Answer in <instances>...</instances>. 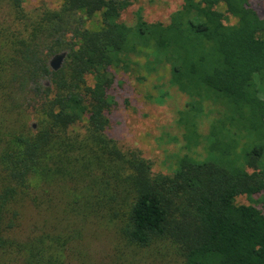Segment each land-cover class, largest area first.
Returning <instances> with one entry per match:
<instances>
[{
    "label": "trees",
    "instance_id": "16d2710c",
    "mask_svg": "<svg viewBox=\"0 0 264 264\" xmlns=\"http://www.w3.org/2000/svg\"><path fill=\"white\" fill-rule=\"evenodd\" d=\"M133 2L62 0L30 17L0 0V264H97L87 246L103 233L170 246L182 264H264V213L234 203L264 190V16L249 0H181L167 23L137 11L127 25ZM140 55L187 97L169 174L107 134L109 68Z\"/></svg>",
    "mask_w": 264,
    "mask_h": 264
},
{
    "label": "rangeland",
    "instance_id": "374dc122",
    "mask_svg": "<svg viewBox=\"0 0 264 264\" xmlns=\"http://www.w3.org/2000/svg\"><path fill=\"white\" fill-rule=\"evenodd\" d=\"M180 1L134 0L121 13L120 20L133 25L135 14L140 11L147 22L167 23L171 12L179 7ZM61 4L62 0H24L23 7L31 17L42 10H57ZM249 5L264 16V0H249ZM100 25V13L85 22L89 29H97ZM60 53L64 54L63 64L66 51L50 56L49 67L54 56ZM131 59L133 62L127 70L120 67L109 68L113 83L108 93L113 97L114 103L107 112V134L122 150H133L148 160L152 173L169 174L173 168V156L181 152L180 131L174 123L175 114L183 107L187 97L170 83L169 65L160 64L154 70H148L144 56H133ZM86 83L93 84L92 75L86 76ZM234 203L252 204L264 213V190L248 195L237 194ZM34 221L35 211L28 204L23 209L21 227L27 231ZM116 240V236L110 233L91 239L87 246V251L91 254L90 260L97 264H182L170 246L156 244L155 253L151 254L147 250H129L122 245L115 247ZM115 250L118 251L114 255ZM121 252L122 255L119 256Z\"/></svg>",
    "mask_w": 264,
    "mask_h": 264
},
{
    "label": "water",
    "instance_id": "95a60500",
    "mask_svg": "<svg viewBox=\"0 0 264 264\" xmlns=\"http://www.w3.org/2000/svg\"><path fill=\"white\" fill-rule=\"evenodd\" d=\"M63 59H64V54H63V53L56 54V55L54 56V58L51 60V62H50V67H51L53 70H58L59 67H60L61 64H62Z\"/></svg>",
    "mask_w": 264,
    "mask_h": 264
}]
</instances>
